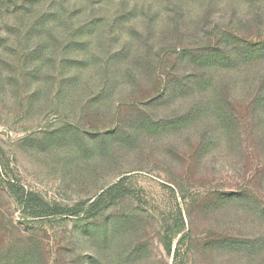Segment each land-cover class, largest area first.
Here are the masks:
<instances>
[{"label":"rangeland","instance_id":"rangeland-1","mask_svg":"<svg viewBox=\"0 0 264 264\" xmlns=\"http://www.w3.org/2000/svg\"><path fill=\"white\" fill-rule=\"evenodd\" d=\"M257 55L264 0H0V264H264Z\"/></svg>","mask_w":264,"mask_h":264},{"label":"trees","instance_id":"trees-1","mask_svg":"<svg viewBox=\"0 0 264 264\" xmlns=\"http://www.w3.org/2000/svg\"><path fill=\"white\" fill-rule=\"evenodd\" d=\"M241 41H243V40L235 41V44L232 46V49H229V52H230L229 56H231V57L233 56L235 59L238 58V56L241 54V49L243 48L242 46L245 44V42H243L244 44L242 46H239L240 44L236 46V44L241 43ZM222 52H224V51H222ZM257 59H260V60L264 59V55H257L254 58H251L250 59L251 61H249V62L255 61ZM240 62H242V61H240ZM229 67H231V66H229ZM207 78H208V76H207ZM207 82L210 83L209 78L207 79ZM9 188L13 193L17 194L23 200V202H26L27 204H28V202H30L33 204L32 205V207H33L32 209H34L32 212L33 215H38V214H42L41 212H45L42 209L45 206V203H43L42 199H40L37 195H35L34 193H31V192L24 193L22 188H16V187H14V185L12 183H9ZM97 197L100 199L102 197V193L99 194Z\"/></svg>","mask_w":264,"mask_h":264}]
</instances>
